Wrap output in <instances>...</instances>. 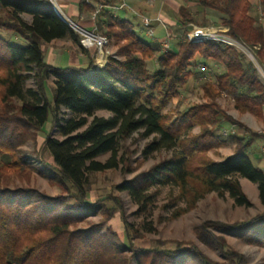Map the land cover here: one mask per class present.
Wrapping results in <instances>:
<instances>
[{
    "label": "trees",
    "instance_id": "16d2710c",
    "mask_svg": "<svg viewBox=\"0 0 264 264\" xmlns=\"http://www.w3.org/2000/svg\"><path fill=\"white\" fill-rule=\"evenodd\" d=\"M189 1L192 4L180 3L173 12L179 27L186 31L193 24L206 26L209 19L214 26H226L227 33L248 46L264 68V25L252 13V0ZM257 1L264 17V0ZM115 3L79 2L80 11L89 13L102 5L95 24L116 46L108 62L101 68L92 62L87 67H56L46 62L44 46L65 38L86 51L81 34L53 10L49 0H0V30L27 41L20 46L0 34V155L6 158L0 164V264H176L180 254L185 255L183 264H223L193 242H177L173 248L160 243L136 246L140 232L131 223L124 220L122 238L107 224L122 208L118 196L107 197L114 201L111 207L103 202L105 198L88 202L93 172L120 164L123 172L138 168L120 154L121 143L134 132L152 136L143 148V158L161 149L172 151L171 156L115 185L119 191H128L139 213L147 211L155 198L156 190L151 188L162 184L179 188L172 201L183 198L186 209L211 191L227 192L236 204L249 207L252 203L240 177L257 185L264 204V170L248 152L251 140L238 132L224 136L226 123L240 122L218 100L233 99L240 113L264 118V81L254 62L236 46L183 39L182 30L174 36L176 47L164 52L121 14L129 8L114 16L108 7ZM149 60H156L159 69H149ZM197 60L205 67L211 62L220 68L214 78L202 82L204 100L184 110L179 105L169 109L198 73L192 68ZM51 76L55 86L50 99L46 85ZM30 78L35 87L27 85ZM66 113H70L67 119L62 116ZM50 119L59 137L47 133L44 145L53 160L48 181L61 191L56 195L31 185L38 168L24 148L28 141L37 140ZM194 126L199 127L196 133ZM227 143L234 144L232 154L224 159L210 156V149ZM106 153L105 161L98 159ZM92 207L103 208L99 222L88 218ZM184 211L179 208L172 217ZM211 228L234 229L247 241L264 244V212L234 223L208 220L197 228L200 238L219 248L230 264H248Z\"/></svg>",
    "mask_w": 264,
    "mask_h": 264
},
{
    "label": "rangeland",
    "instance_id": "374dc122",
    "mask_svg": "<svg viewBox=\"0 0 264 264\" xmlns=\"http://www.w3.org/2000/svg\"><path fill=\"white\" fill-rule=\"evenodd\" d=\"M139 1L140 0H134L131 4L135 10L141 11L143 15L154 17L158 15L159 12H162L166 9L167 13L173 18V12L175 9L172 7V5H165L166 2L163 0H155L153 3H149V0H142V5L138 4ZM179 2L192 4V2L189 0H179ZM252 3V13L258 17L257 23H262L264 25L263 10L258 6L257 0H252ZM130 12L131 13L129 14H124L121 12V14L128 16L134 21L135 29L140 32L145 40L153 42L152 38L145 34L147 27L143 23L141 17L136 15L137 13L134 14L132 11ZM28 17V15L25 16V18ZM71 20L75 22V19ZM208 22V25L205 27H220V25H212L210 19ZM172 28L173 32L182 29L179 26L177 29H174V26H172ZM0 34L14 44L20 46L27 45L26 40L16 39L13 33L6 29L0 30ZM173 39L175 44H177V38ZM107 46H112L116 49V46L112 41H110ZM251 52L253 53V51ZM48 54L49 53L46 54L47 58H50ZM65 64L66 62L63 60L61 65ZM255 65L258 68L259 76L264 81V68L258 62L255 63ZM148 67L151 70L159 69V65L156 60H149ZM192 68L194 72L198 73L196 76L190 79L186 88L180 92L179 97L168 105L169 109H173L179 105L180 110H184L194 103L202 102L204 100L203 90L201 88L202 82L214 78L215 72L220 70V68L211 62H208L207 67H205L204 62L199 60L193 64ZM201 71L202 73H199ZM27 85L35 87L34 79L30 78L27 81ZM54 86L53 76H51L46 85V93L50 99L53 98ZM218 100L222 107L227 110V112L229 110L234 114L237 113L234 110L236 108L233 106L232 100L224 96L220 97ZM98 114L108 116L109 112L99 111ZM62 116L67 119L70 117V113H66ZM51 121L52 120L50 119L46 124H44L43 131L39 132L37 140L28 141L24 145V148L29 154L32 164L38 168L31 176V185L38 188L39 190L46 191L51 195H56L61 191L56 185H52L48 181V176L52 175L53 172L49 166V163H53V160L49 154V151L44 145L47 133H51L52 135L59 137L58 130L53 126ZM229 127L230 124L226 123L225 128ZM192 131L195 133L198 132L199 127L194 126ZM223 134L226 136L225 133ZM151 139L152 136L146 137L142 136L139 132H134L126 140H124L121 143L120 154H124L125 158L129 162V165L132 167L138 166V168L132 172H123L122 164H120L119 167L115 169L93 172L90 176L91 185L87 197L88 202L92 204L100 199L105 198L104 201H102L111 207L114 205V201L111 200L110 197H107L110 195L118 196L122 201V208H118L116 210L113 216L108 220L107 224L111 225L112 228L117 230L122 238L124 237L125 229L124 220H127L129 223H131L134 228L140 232V238H137L134 241L136 246L149 247L155 243H160L165 247L173 248L176 246L177 242H193L209 258L219 261L223 264H230L229 261H226L219 248L208 246V244H206V242L200 238L197 228L208 220H218L223 223H234L236 221L250 219L257 214L263 213L264 204L259 198L257 185L252 183L247 178L240 177L242 187L252 203L249 207L236 204L234 199L227 192L223 195H220L217 191H211L204 196L199 197L195 203V206L190 209H186L187 202L183 198L177 199L176 202L172 201V198L178 196L180 193L177 186L163 184L155 185L151 188L152 190H156L154 200L148 206L147 211L139 213L138 204L128 193V191H119L115 188V185L133 178L137 173L143 170L149 169L162 158L171 156V150L161 149L154 151L148 157L143 158V148ZM232 152H234V144L232 143H227L226 145H222L219 148H212L209 150L210 156L214 159H224ZM108 157L109 153H106L100 155L98 159L105 161ZM5 159V157L0 155V164H2ZM139 161H142L140 166L138 165ZM254 161L256 160L254 159ZM16 184L21 185L22 183L16 181ZM179 208L185 209V211L176 217H172L173 213ZM102 210V207H92L88 211V218L99 222L103 217L101 212ZM145 223H148L146 227L151 226L154 228V230L146 231L144 229L146 228ZM211 230L216 234L223 235L230 247L242 253L247 258L248 264H264V244L261 245L249 242L245 238L241 237L238 231L234 229L224 230L211 228ZM184 258V254L178 255L176 258V264H183Z\"/></svg>",
    "mask_w": 264,
    "mask_h": 264
},
{
    "label": "crops",
    "instance_id": "0c3cea01",
    "mask_svg": "<svg viewBox=\"0 0 264 264\" xmlns=\"http://www.w3.org/2000/svg\"><path fill=\"white\" fill-rule=\"evenodd\" d=\"M133 1L134 0H116L115 4L119 5L125 2L129 6V9H127L128 11H122L124 12V14H129L131 13L130 11H132L134 14L137 13L136 15L142 16V12L135 10L132 6L131 3ZM149 1V3H153L155 0ZM163 1L166 2L165 5H172L175 10L180 5L179 0ZM58 2L62 9V12L67 18L75 19V22L85 29L91 30L93 28L95 20L93 19L92 14L94 11L92 13H89L87 11H80V0H58ZM138 4L142 5V0H140ZM111 7L108 8L113 13ZM118 13H120V11H118L117 14ZM151 18H153V21L151 23L153 35H148L146 31L145 34L148 37H151L154 43H157V39L162 38L167 30H173L172 26H174V29H177V27L179 26L176 21L167 13L166 9ZM156 18H160V20ZM26 19L28 21L30 20L29 17ZM220 27L226 28V26L222 25H220ZM15 38L18 39L17 36H15ZM171 43L174 47H176L174 39H171ZM44 49L46 62L56 67H87L92 62L96 68H101L108 62L109 56L115 54L116 52V49L112 46H105L103 48H98L94 46L90 48H85L86 51H84L83 49L79 48V45L65 38L57 39L50 43H47L44 46ZM47 53H49L48 55L50 56V58H47ZM63 60L66 62L65 65H61ZM230 100H232L233 102V99ZM234 110L237 112L236 114L229 110L228 113L240 123H231L229 128L224 129L232 130L234 128V130L240 133L243 137L248 140H251L248 152L250 153L253 161L254 159L256 160L254 161L256 162L255 164L264 170V118L258 119L256 116L249 112L240 113L238 112V110Z\"/></svg>",
    "mask_w": 264,
    "mask_h": 264
},
{
    "label": "built area",
    "instance_id": "2783aa9c",
    "mask_svg": "<svg viewBox=\"0 0 264 264\" xmlns=\"http://www.w3.org/2000/svg\"><path fill=\"white\" fill-rule=\"evenodd\" d=\"M49 2L52 4L53 10L59 16H62L63 20L69 23L73 28H75V30L78 33L81 34L80 42L83 47L90 48V47L96 46L98 48H103L108 45V43L110 42L109 37L100 30L97 24H94L91 30L85 29L64 15L59 5L58 0H49ZM101 8L102 6L100 5L93 12L92 17L94 20L98 17ZM122 8H129V6L125 2L119 5L112 6L111 10L113 11L114 16H116L117 12L121 10ZM140 17L143 23L145 24V26L147 27L146 33L148 35H153V29L151 27L153 18L146 16V15H142ZM156 19L160 20V18H156ZM179 30L180 31L182 30L180 35H182L183 39H188L191 41H202V42L213 41L216 43L236 46L237 48L244 51L245 54L248 56V58L254 62V64L257 63L255 56L251 52L252 50L248 46H246L244 43L230 36L227 33V27L226 28H222V27L215 28V27H205V26L193 24L189 30L185 31L183 28ZM178 33H179L178 30L176 32L175 31L173 32L172 30H167L165 35L162 38L157 39V43L160 44L162 51L165 52L173 48L171 39L174 38V36H176V34ZM229 132L234 133L235 132L234 128L232 130L230 129L223 130V133L225 134H228Z\"/></svg>",
    "mask_w": 264,
    "mask_h": 264
},
{
    "label": "water",
    "instance_id": "95a60500",
    "mask_svg": "<svg viewBox=\"0 0 264 264\" xmlns=\"http://www.w3.org/2000/svg\"><path fill=\"white\" fill-rule=\"evenodd\" d=\"M62 18V16H60ZM63 19V18H62Z\"/></svg>",
    "mask_w": 264,
    "mask_h": 264
}]
</instances>
